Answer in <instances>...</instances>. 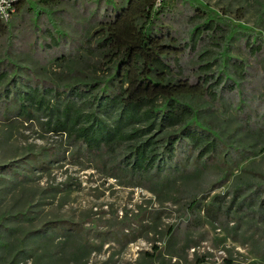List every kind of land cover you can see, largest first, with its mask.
I'll return each instance as SVG.
<instances>
[{
  "label": "trees",
  "instance_id": "trees-1",
  "mask_svg": "<svg viewBox=\"0 0 264 264\" xmlns=\"http://www.w3.org/2000/svg\"><path fill=\"white\" fill-rule=\"evenodd\" d=\"M64 1H18L8 20L0 18V46L8 43L12 24L24 22L27 14L34 21L52 19L48 10L34 3L50 7ZM99 1L98 27L90 42H79L75 52L66 50L71 44L66 32L45 27L49 40L39 37V48L44 56L51 53L45 60L55 75L49 80L8 56L0 60V118L9 125L27 123L44 133L66 136L76 154L101 164L125 185L146 188L162 202L183 193L176 201L185 198L180 205L189 214L186 223L167 229L164 252L155 245L136 264H207L206 254L196 256L193 263L188 259V249L198 243L194 232L206 224L223 230L219 242L231 238L249 247L252 259L245 264H264V173L248 168L237 172L241 158L236 154L242 148L230 145L204 119L207 105H217L220 94L223 98L242 93L249 69L257 68L250 57L264 60V32L236 24L196 0H186L192 11L179 18L175 0H127L120 7L114 0ZM179 21L193 27L189 38L169 24ZM239 39L247 58L228 52L230 43ZM189 61L197 65L187 73ZM73 64L83 70L75 72ZM230 73L235 77L232 82ZM243 118L252 125L250 112ZM263 123L254 121L255 126ZM259 132L264 128L259 126ZM54 154L47 148L31 152V161L1 167L0 181L8 174L9 180L24 183L29 178L24 168L46 169ZM229 181L227 191L211 194ZM35 192L28 191L31 196ZM59 223L70 229L63 221L51 222L35 236L54 239ZM153 229L158 231V226ZM13 232L0 218V257ZM64 233L61 243L68 244L73 236L70 230ZM74 251L81 258L90 252L80 243ZM223 264H234V259L224 258Z\"/></svg>",
  "mask_w": 264,
  "mask_h": 264
},
{
  "label": "rangeland",
  "instance_id": "rangeland-1",
  "mask_svg": "<svg viewBox=\"0 0 264 264\" xmlns=\"http://www.w3.org/2000/svg\"><path fill=\"white\" fill-rule=\"evenodd\" d=\"M114 1L120 7L127 0ZM196 1L220 14H226L236 24L264 32V0ZM173 4L178 18L192 11L186 0H175ZM101 5L99 0H67L50 7L40 2L34 3L37 8L48 10L52 19L43 17L34 21L27 14L24 22H14L8 43L0 46V60L8 56L22 67L39 71L41 77L49 80L50 74L55 75L45 60L51 53L44 56L39 48L42 41L39 37L49 40L44 36L45 27L66 32L71 43L66 50L75 52L79 42H90L98 27L97 13L102 10ZM171 23V27L181 31L182 37L189 38L193 29L191 25L184 21ZM230 46L232 49L229 53L233 52L241 58L249 57L243 49L242 39L230 43ZM6 49L8 53L4 51ZM79 50L82 53V49ZM28 58L33 64H29L31 60ZM250 59L257 68L249 69L250 79L240 86L242 93L227 94L223 98L220 94L217 105L211 102L207 105L208 114L204 119L205 123L219 130L230 145L242 148L243 151L236 154L241 158L237 172L248 168L251 172L264 173V135L259 134L264 132L257 133L259 126L264 128V123L254 125V121H264V60ZM188 63L186 72H194L197 62ZM216 67V64L212 65L211 71ZM71 69L75 72L83 70L75 64ZM228 76V81H234L231 73ZM247 111L253 120L249 126L243 118ZM249 128L253 131H249ZM43 148L55 153L46 169L24 168L23 174L29 177L24 183V180H9L8 174L3 175L5 179L0 181V218L7 228L14 229L9 247L0 257V264H136L145 251L155 250V245L161 246L164 252L167 229L172 225L182 226L189 218L184 205H180L185 201L183 193H178L182 196L181 201H176L179 195L173 193V201L162 202L146 188L125 185L109 176L101 164L76 154V149L66 136L44 133L39 127L27 123L9 125L0 118V168L18 166L24 160L31 161V152L37 153ZM230 185L229 181L211 194L224 193ZM49 186L55 187V190L48 191L52 189ZM34 190L36 192L31 196L28 191ZM59 221L70 229L60 228L62 224L59 223L54 239L35 236L34 232L46 228L48 223ZM155 224L158 231L153 229ZM68 230L73 236L72 241L62 244L64 232ZM194 236L198 243L188 249L191 263L202 254L207 255V264H223L224 258L229 257L234 259V264H245L252 259L247 245L242 246L231 238L219 242L217 238L224 236L221 228L206 224L195 231ZM77 243L85 244L89 254L83 258L76 254L74 249ZM225 248H229L230 252ZM175 260L172 259V262Z\"/></svg>",
  "mask_w": 264,
  "mask_h": 264
},
{
  "label": "built area",
  "instance_id": "built-area-1",
  "mask_svg": "<svg viewBox=\"0 0 264 264\" xmlns=\"http://www.w3.org/2000/svg\"><path fill=\"white\" fill-rule=\"evenodd\" d=\"M18 1L20 0H0V18L2 20H8L11 17Z\"/></svg>",
  "mask_w": 264,
  "mask_h": 264
}]
</instances>
